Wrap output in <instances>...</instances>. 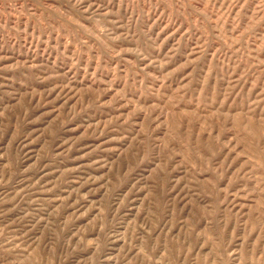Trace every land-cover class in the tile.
<instances>
[{"label":"rangeland","instance_id":"obj_1","mask_svg":"<svg viewBox=\"0 0 264 264\" xmlns=\"http://www.w3.org/2000/svg\"><path fill=\"white\" fill-rule=\"evenodd\" d=\"M0 264H264V0H0Z\"/></svg>","mask_w":264,"mask_h":264}]
</instances>
